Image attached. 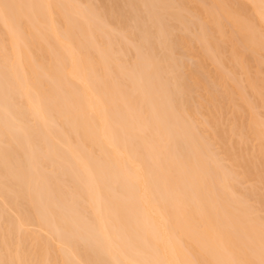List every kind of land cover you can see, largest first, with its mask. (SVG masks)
<instances>
[{
	"label": "bare ground",
	"instance_id": "obj_1",
	"mask_svg": "<svg viewBox=\"0 0 264 264\" xmlns=\"http://www.w3.org/2000/svg\"><path fill=\"white\" fill-rule=\"evenodd\" d=\"M0 264H264V0H0Z\"/></svg>",
	"mask_w": 264,
	"mask_h": 264
}]
</instances>
